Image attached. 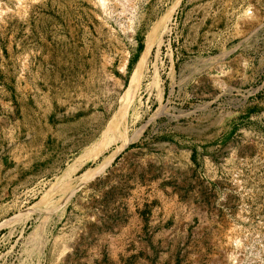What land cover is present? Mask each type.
Returning a JSON list of instances; mask_svg holds the SVG:
<instances>
[{"label":"rangeland","instance_id":"374dc122","mask_svg":"<svg viewBox=\"0 0 264 264\" xmlns=\"http://www.w3.org/2000/svg\"><path fill=\"white\" fill-rule=\"evenodd\" d=\"M0 264H264V0H0Z\"/></svg>","mask_w":264,"mask_h":264},{"label":"bare ground","instance_id":"6f19581e","mask_svg":"<svg viewBox=\"0 0 264 264\" xmlns=\"http://www.w3.org/2000/svg\"><path fill=\"white\" fill-rule=\"evenodd\" d=\"M149 53V48H147L146 51H144V53L141 55L137 65L135 66L128 88L126 90V93L119 105V107L116 110L115 113V120L116 122L120 125L122 123L123 120H125L126 114L130 107V104L132 103L135 94L137 93L138 87L140 85V80L142 77V73H143V69L145 66V62H146V58L147 55ZM124 126V125H123ZM125 128V127H124ZM118 130H116V128L113 127H109L107 128V130H105L103 132V139L100 137V139H102V143H101V148H98L99 150H97V152L94 154V156L98 155V153L101 151V149L105 148L110 142L112 143V141H115L116 139H118L120 136L126 134L125 132H119L117 133ZM123 131V130H122ZM98 142V141H97ZM95 145V144H93ZM91 148V146L89 147ZM97 149V148H96ZM88 150V149H87ZM85 150V151H87ZM95 152V150H94ZM90 155H92V152H89ZM89 156V155H86ZM90 157V156H89ZM92 158V157H91ZM87 159V158H86ZM85 159V160H86ZM89 160V159H88ZM76 169V164H72L70 165L64 173V176L61 177V180L59 181L57 188H59L62 191L63 194V199L66 201L68 200L73 193L90 177L92 176V174L94 173L93 170L87 169L83 174L76 176L75 178L73 177V179H71V181L66 180V178L69 176V174L74 171ZM51 190V189H50ZM57 192V191H56ZM49 194V192H48ZM59 195V194H58ZM46 198V197H45ZM49 200V199H48ZM47 200V201H48ZM61 202V201H59ZM58 202V203H59ZM53 203V202H52ZM56 203V201H55ZM62 203V202H61ZM64 203V202H63ZM60 204V203H59ZM65 204V203H64ZM61 205V204H60ZM59 206V205H58ZM38 207V206H37ZM41 207V206H40ZM56 207V206H55ZM54 207V208H55ZM29 215V214H28ZM30 216V215H29ZM42 228V227H41ZM36 233V232H35ZM33 235H35L33 233ZM37 235V234H36ZM36 235L34 237H36ZM39 239V238H38ZM36 249V248H35Z\"/></svg>","mask_w":264,"mask_h":264}]
</instances>
